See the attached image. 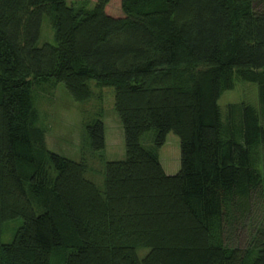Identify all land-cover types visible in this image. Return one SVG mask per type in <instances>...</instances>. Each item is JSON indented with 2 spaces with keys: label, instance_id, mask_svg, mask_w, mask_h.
<instances>
[{
  "label": "trees",
  "instance_id": "16d2710c",
  "mask_svg": "<svg viewBox=\"0 0 264 264\" xmlns=\"http://www.w3.org/2000/svg\"><path fill=\"white\" fill-rule=\"evenodd\" d=\"M44 17L54 43H38ZM90 79L113 87L124 136L125 157L102 161V187L36 125L37 87L59 82L84 101ZM236 79L257 84L258 108L218 104ZM150 130L156 147L179 137L175 173L141 143ZM86 133L105 149L101 118ZM257 150L264 0H0V264H264Z\"/></svg>",
  "mask_w": 264,
  "mask_h": 264
},
{
  "label": "rangeland",
  "instance_id": "374dc122",
  "mask_svg": "<svg viewBox=\"0 0 264 264\" xmlns=\"http://www.w3.org/2000/svg\"><path fill=\"white\" fill-rule=\"evenodd\" d=\"M75 6L91 8L95 0H67ZM115 4L112 5L113 10ZM54 43L53 30L46 17L42 19L38 43ZM91 95L84 101H75L62 83L48 82L34 90L35 105L38 109L37 126L43 129V140L47 149L75 160H85L87 167L84 175L103 186L102 161L116 160L125 157L123 128L114 110V90L111 86H100L93 79L88 81ZM246 101L259 107L257 84L247 80L236 79L233 86L222 92L218 104L224 109L228 103ZM101 118L105 128L104 150H94L90 146L86 125ZM153 130L145 132L141 143L154 148L166 173L173 174L180 167L179 137L172 131L166 135L165 142L156 147L153 144ZM258 167L264 169V157L259 153ZM20 217L2 223V242H9L15 229L20 225ZM147 248H138L137 253L143 256Z\"/></svg>",
  "mask_w": 264,
  "mask_h": 264
},
{
  "label": "crops",
  "instance_id": "0c3cea01",
  "mask_svg": "<svg viewBox=\"0 0 264 264\" xmlns=\"http://www.w3.org/2000/svg\"><path fill=\"white\" fill-rule=\"evenodd\" d=\"M162 164V163H161Z\"/></svg>",
  "mask_w": 264,
  "mask_h": 264
}]
</instances>
